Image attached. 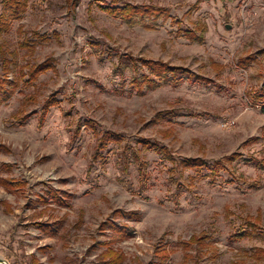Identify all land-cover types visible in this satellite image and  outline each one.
<instances>
[{
	"label": "rangeland",
	"instance_id": "1",
	"mask_svg": "<svg viewBox=\"0 0 264 264\" xmlns=\"http://www.w3.org/2000/svg\"><path fill=\"white\" fill-rule=\"evenodd\" d=\"M99 1L27 0L23 18L0 34V75L2 49L14 58L12 80L48 59L55 65L32 87L19 81L0 107V144L10 148L0 151V178L27 184L0 186V257L10 264H29L32 255L44 264H98V244L111 237L99 227L113 219L132 230L114 245L123 264H264V170L252 160L264 159V100L253 104L255 94L264 98V0H119L164 7L184 29L204 22L202 44L179 36L163 18L147 19L151 30L131 26L102 12ZM25 40L35 48L22 47ZM130 57L161 60L211 83L161 81L138 92L132 81L147 71ZM249 57L255 59L238 67ZM52 98L58 105L40 126ZM106 133L122 141L108 143L95 161ZM143 139L166 147L171 158L142 148ZM189 158L228 163L212 179L209 170L184 168ZM50 186L69 193L70 204H52L35 218L47 206L36 203L37 195ZM47 222L57 223L56 235L40 233L37 223ZM250 223L252 237L232 238Z\"/></svg>",
	"mask_w": 264,
	"mask_h": 264
},
{
	"label": "trees",
	"instance_id": "2",
	"mask_svg": "<svg viewBox=\"0 0 264 264\" xmlns=\"http://www.w3.org/2000/svg\"><path fill=\"white\" fill-rule=\"evenodd\" d=\"M79 2V0H77ZM4 12L0 13V34L4 32L10 31L11 25L15 21H19L23 18L24 14L27 12L28 8V2L27 0H1ZM76 2V3H78ZM199 4V1L197 2ZM197 4L194 5L192 8H196ZM98 7L100 10L104 13H107L109 16L113 18H118L123 21H125L127 24L134 26L137 24H143V26L146 29L151 30L153 27L152 25H148L145 23L147 19L157 21L160 18H163L164 20H170L171 23L178 26V34L179 36H182L186 38L187 40L195 43H204L206 40V33H207V25L204 22H196L194 23L193 29H184L182 27L183 23L180 20H177L170 15V11L164 7H158L155 5H135L132 3H125L121 4L119 3V0H110V2H107V0H101L98 3ZM192 10V9H191ZM188 12L187 14H190ZM36 35V34H35ZM38 36V35H36ZM39 39L41 40H47L45 36H40ZM22 47H25L27 49H34L35 45L30 44V41L25 40L24 44L21 45ZM3 53V63L2 64V74L0 75V107L6 103H8L13 96L15 95L16 91L20 89L21 84L19 81H22V84L24 87H32L38 78L48 73L49 71L55 70L54 61L52 59H48L44 61L43 63L29 67L27 73H25L23 76L18 77L15 76V78L10 79L7 77L8 74V66L10 64H13L14 58L12 57L11 53H5L3 49L1 50ZM251 57L245 59H240L239 65L243 66L244 68L247 67L250 61L254 60ZM131 62L133 65H137V63H140L141 68L147 71V73H144L140 79L134 78L132 81L133 87L138 91L142 92V90L147 88H155L160 84L161 81L163 82H169L175 86H178L184 79L191 80L193 82H201V83H211L207 79H204L197 73L182 68L178 66H172L167 62L161 61V60H151V59H134L130 57ZM213 69L220 70L221 67L219 65H216L215 63L211 64ZM21 79V80H20ZM251 96L253 93H250ZM256 102L253 104H259L262 100H264L262 95L255 94L254 96ZM58 105V102L55 99H51V101L47 102L44 105L43 108V118L41 117L42 122L40 123V126H42L43 119L45 118V115L49 112L50 108L52 106ZM263 112H264V106ZM28 118V116L23 117L21 120H18L20 123L24 124V121ZM87 128L92 129L93 131H96V126L94 125V122L87 121L85 123ZM78 133H80V128L78 127ZM75 138V137H74ZM74 138L72 140L74 141ZM122 136L118 133H106L105 135L100 138L99 146L96 149L94 160L96 161L97 158L101 157L99 155L100 152H102L104 149L107 148L108 143L110 142H120L122 141ZM72 141V142H73ZM142 148L145 150H153L157 153L163 154L165 158L170 159L171 156L169 155L166 147L161 146L157 143H152L148 139H143L140 142ZM0 151H6L9 152L10 148L6 147L3 144H0ZM235 159V158H234ZM256 165L264 170V159H258L254 157L252 159ZM228 160H221L217 161L213 166H210L208 162H206L204 159L201 158H189L186 161L183 162V167L187 169H193L197 171H201L203 169L210 171V178L216 179L219 176L220 171H223L227 168ZM2 167L5 170L11 171L13 169V166L10 164H2ZM144 176V174H143ZM0 185L4 187L5 189H16L19 188L20 190L24 189L27 184L25 182L16 180L14 178L6 177V178H0ZM252 186H258V185H252ZM71 195L65 191L56 189L52 186L48 187L47 192H45V195H37V201L36 203H45L47 204L46 208L39 212V215H43L46 213L48 208H52L49 205H57V207H68L70 204ZM5 206V209L7 212H11V205L8 203H3ZM38 215V216H39ZM83 215L84 213H80V217L78 220L77 227H79L83 222ZM114 216L123 217L124 213L121 211H116L114 213ZM131 219L139 220V216L135 213H131L129 215ZM113 218V214L111 216ZM134 217V218H132ZM253 224H248L246 227H240L235 234L232 236V238L236 239H243V238H250L254 234ZM38 229L41 233L49 234V235H56L57 234V223H39ZM99 230L101 232H105L106 230L111 231V237L108 241L104 243L98 244V246L104 247V250L97 256L98 258V264H123L125 262V255L123 252L119 249H115L114 245L115 243H121L126 240H128L131 237L132 230L127 224H117L113 221V219H109L107 222L102 223L99 227ZM45 248H40L39 250L46 252ZM96 249V247H92L89 251V254ZM165 254V252H164ZM29 264H41L39 259L35 256H32L30 259ZM235 264H244L243 262H237Z\"/></svg>",
	"mask_w": 264,
	"mask_h": 264
},
{
	"label": "crops",
	"instance_id": "3",
	"mask_svg": "<svg viewBox=\"0 0 264 264\" xmlns=\"http://www.w3.org/2000/svg\"><path fill=\"white\" fill-rule=\"evenodd\" d=\"M0 186H1V185H0ZM1 187H2V186H1ZM3 188H4V187H3ZM2 205H3V204H2ZM3 206H4V205H3ZM49 206H50V205H49ZM4 207H5V206H4ZM45 208H46V207H45ZM45 208H44V209H45ZM5 210H6V209H5ZM11 210H12V206H11ZM51 210H52V209H51ZM6 211H7V210H6ZM39 212H40V211H39ZM39 212H38V213H37V211L35 212V214H34V217H35V218H40V217H42V216L45 214V213H44L43 215H39ZM8 213H13V210H12L11 212H8ZM38 215H39V216H38ZM47 223H48V222H47ZM37 224H39V223H37ZM49 224H50V223H49ZM40 233H41V232H40ZM40 248H45V247H40ZM40 248H39V249H40ZM46 248H47V249H46V252H47V251H48V247H46ZM39 249H38V250H39ZM39 252H43V251L39 250ZM46 252H45V253H46ZM32 256H35V255H32ZM32 256H31V257H32ZM35 257L38 258L37 256H35ZM38 259H39V258H38ZM39 261H40V260H39ZM40 263H41V264H44V263H42L41 261H40Z\"/></svg>",
	"mask_w": 264,
	"mask_h": 264
},
{
	"label": "water",
	"instance_id": "4",
	"mask_svg": "<svg viewBox=\"0 0 264 264\" xmlns=\"http://www.w3.org/2000/svg\"><path fill=\"white\" fill-rule=\"evenodd\" d=\"M228 28V27H227ZM0 263H4V264H10L8 263L4 258L0 257Z\"/></svg>",
	"mask_w": 264,
	"mask_h": 264
},
{
	"label": "built area",
	"instance_id": "5",
	"mask_svg": "<svg viewBox=\"0 0 264 264\" xmlns=\"http://www.w3.org/2000/svg\"><path fill=\"white\" fill-rule=\"evenodd\" d=\"M234 124H235V122L228 123V124H227V127L230 128V127H231L232 125H234Z\"/></svg>",
	"mask_w": 264,
	"mask_h": 264
},
{
	"label": "bare ground",
	"instance_id": "6",
	"mask_svg": "<svg viewBox=\"0 0 264 264\" xmlns=\"http://www.w3.org/2000/svg\"><path fill=\"white\" fill-rule=\"evenodd\" d=\"M0 264H4V263H0Z\"/></svg>",
	"mask_w": 264,
	"mask_h": 264
}]
</instances>
